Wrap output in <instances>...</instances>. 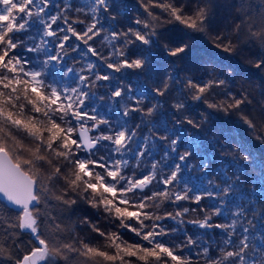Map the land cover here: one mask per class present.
<instances>
[{
  "label": "snow or ice",
  "instance_id": "obj_1",
  "mask_svg": "<svg viewBox=\"0 0 264 264\" xmlns=\"http://www.w3.org/2000/svg\"><path fill=\"white\" fill-rule=\"evenodd\" d=\"M139 3L143 12L117 27L114 0H0V254L11 264H264V203L255 197L264 198V159L221 145L220 159L210 160L184 127L200 129L207 119L190 117L188 100L238 114L253 131L264 128V104L259 118L248 114L250 93L233 92L214 68L207 79L166 75L150 90L126 82L128 70L145 68L152 46L180 59L190 50L164 25L233 53L245 38L264 49V15L249 11L221 31L207 4ZM73 38L86 50L69 44ZM97 40L99 47L90 43ZM254 66L264 68V55ZM173 83L169 126L154 117ZM257 166L259 187L253 180L245 191L248 169ZM194 170L196 184L185 176ZM81 203L96 210L97 222L81 220L94 234L87 239L61 219ZM192 213L198 218L186 219ZM189 224L203 231L189 235Z\"/></svg>",
  "mask_w": 264,
  "mask_h": 264
},
{
  "label": "trees",
  "instance_id": "obj_2",
  "mask_svg": "<svg viewBox=\"0 0 264 264\" xmlns=\"http://www.w3.org/2000/svg\"><path fill=\"white\" fill-rule=\"evenodd\" d=\"M192 1L189 0V3H197V0ZM68 2L69 0H56V3L60 4L61 6ZM70 2L73 3L74 6H79L82 0H70ZM114 2L115 4L120 3V5L123 6L127 5L132 9L131 13L127 11L126 7H124V9H113V14L114 11L118 12L117 21L122 19L125 22V25L131 18L136 17L143 12L139 0H114ZM206 4L209 5L212 10L213 25L218 27L221 31H227L225 29L227 24L226 19L229 17L236 18L235 24H237L240 23L238 17L249 11H251L253 16L264 15V0H209L206 2ZM70 16L74 18L75 13H70ZM244 19L246 20L247 17L245 16ZM169 28L173 29L171 33L167 31ZM161 30L165 32L166 36L171 35L177 39L183 38L190 45V50L186 54H183V59H180L177 57L167 56L162 47L152 46L149 51L144 52V57H147L145 68L142 70H128L127 83H133V87L139 85L145 90H150L155 87L163 78H165L166 75H172L182 80L185 77L191 76L192 72L193 75L191 77H203L207 79V72L214 68L215 75L226 79L230 85L234 86L235 79L231 76V74L234 73L238 75V71L236 70L237 68L242 73L245 72L243 75L245 79L258 81V87L253 84L250 87L248 86L245 88L247 89V93H250L249 99L252 100V104L246 107L245 110L251 116L257 118L261 116V104H264V68L257 69L254 64L259 56L264 55V49H261L258 45H251L247 48L246 45L240 44L237 51L233 54L224 53L220 49L213 47L210 39L204 34L191 33L190 30H183L182 26L179 25H164L163 29ZM185 31L189 32V34L192 36L191 39H188V37L184 35ZM246 39L247 38H245L244 43ZM74 43L81 42L76 41L74 38L73 40L69 41V44ZM161 43H167V41L164 40L161 41ZM145 47L147 48V46ZM156 49H159L158 53L155 52ZM81 50H86L82 43ZM73 55L75 56L77 54L74 53ZM92 59L95 60L94 57H92ZM226 62L233 65L229 68V70V66L226 67ZM222 65H224L225 69H221ZM169 70L172 72H169ZM104 71L106 72L108 69L105 68ZM238 76L240 77V75ZM176 87V84L173 83L172 91L175 90ZM229 89H231L233 92L240 91L236 90V88ZM260 89H262L263 92ZM103 91L104 89L101 88V94H103ZM177 95H171L161 99L174 101L177 98ZM187 102L189 104L196 103L192 102L191 100H188ZM170 105L172 104L165 103L163 109L160 112L161 114H159V117L161 116L160 120H167L169 126L172 124L171 121L173 120L172 118L174 115L173 109L170 107ZM198 109L199 111H193L192 115L189 113L188 115L193 119L200 120L201 114H203V116L207 118L203 126L200 129H191L190 126L187 125L184 127L188 128L189 131L195 132L199 137V151L205 157H208L210 160L215 157V159L218 161L220 159L219 154L224 151L221 145H225L246 149L247 152H250L253 155L257 162L264 159V139L257 138L261 135V133H264V131L262 132L257 128L255 131H253L239 119L238 114H226L222 111L207 109L203 104L199 105ZM109 115L113 119L116 118L115 112L110 113ZM257 126H259V123ZM248 170L249 176L245 178V191L251 189L253 180H255L257 188L259 187L260 183L259 177L257 175L260 172L259 167H250ZM189 175L192 177L193 184L200 182L199 173H185V176ZM255 197L257 202L264 203V198L261 197V193L259 191L256 192ZM202 203L206 205L207 202ZM3 206L4 202L0 200V207ZM188 207H196V205L189 204ZM168 210L171 211L172 209L169 208ZM95 212V209H91L88 207V205L81 203L78 206H74L73 209L63 211L61 213V219L63 220L64 225H66L71 232H74L80 238L87 239L94 234L90 233L87 226L81 223V220L85 215H88L89 219H93V214ZM193 218H198V213H192L186 217V219ZM93 222H97V220L93 219ZM98 222L101 225L103 224L102 219ZM165 223L170 222L166 221ZM186 227L189 235H192L197 231H203L190 224L186 225ZM30 235V233H26L20 237V240L27 244L30 239ZM125 238L127 239V237ZM5 239L6 237H0V243H3ZM93 242L102 243L103 241L100 240ZM32 243L35 244L36 241L32 239ZM0 264H11V261L7 259V253L0 254Z\"/></svg>",
  "mask_w": 264,
  "mask_h": 264
},
{
  "label": "rangeland",
  "instance_id": "obj_3",
  "mask_svg": "<svg viewBox=\"0 0 264 264\" xmlns=\"http://www.w3.org/2000/svg\"><path fill=\"white\" fill-rule=\"evenodd\" d=\"M192 1V0H191ZM207 1H209V0H197V2H199V3H201V4H206V2ZM188 2H189V0H188ZM192 2H194V1H192ZM193 5V7H195V4L196 3H192ZM209 6V5H208ZM124 7H126V9H127V11L129 12V13H131L132 12V9L131 8H129V6H127V5H120V3H117L116 4V8H118V9H124ZM53 12H55L56 11V9H53L52 10ZM235 12V11H234ZM114 14L115 15H118V12L117 11H114ZM119 18V17H118ZM226 27H225V29L226 30H228L231 26H234L235 25V23H236V18H231V17H229L228 19H226ZM125 25V22L122 20V19H119V21H118V23H117V27H122V26H124ZM79 28H81V27H78V30H79ZM90 43H95L94 44V46H97V47H99V42H98V40L96 41V42H90ZM240 44H242V45H246L245 43H244V41H241L240 42ZM251 45H254V44H247V48H248V46H251ZM101 50H103V49H101ZM155 52L156 53H158L159 52V49H156L155 50ZM234 53V52H233ZM232 53V54H233ZM251 63V62H250ZM229 66V67H228ZM233 65H231V64H228V62H226V67H228V70H229V68L230 67H232ZM245 67V66H244ZM221 69H225L224 68V65H222V68ZM236 70L238 71V75H240V77L237 75V74H231V76L235 79V85L234 86H232V85H230L229 83H228V87L229 88H236V90H240V91H245V92H247V89H245L246 87H250L251 85H255L256 87H258L257 85H258V81L257 80H247V79H245L244 78V73H242L240 70H238L237 68H236ZM107 72V71H106ZM169 72H172V71H170L169 70ZM193 75V73L191 72V76ZM244 80H243V79ZM157 81V80H156ZM153 82H154V80H153ZM177 88V87H176ZM258 89V88H257ZM257 89H255V90H257ZM262 92H263V90L262 89H260ZM172 95H177V91H176V89L175 90H173L172 91ZM174 101H167V103L168 104H172ZM193 105V109L192 110H190L188 113L190 114V115H192L193 114V111L194 112H196V111H199V109H196L195 108V104H192ZM170 107H171V105H170ZM172 108V107H171ZM167 111V110H166ZM159 114H161V113H158L155 117H154V119L156 120V121H162V120H160V117H159ZM164 117V116H163ZM172 118V117H171ZM173 119V118H172ZM173 121V120H172ZM171 121V122H172ZM257 129H260V131H264V129H262L261 127H259V126H257ZM249 171V170H248ZM193 173H196V174H198V172H196L195 170L193 171ZM194 180V179H193ZM195 182V181H194ZM248 186H250V185H248ZM185 206H189V204H185Z\"/></svg>",
  "mask_w": 264,
  "mask_h": 264
},
{
  "label": "water",
  "instance_id": "obj_4",
  "mask_svg": "<svg viewBox=\"0 0 264 264\" xmlns=\"http://www.w3.org/2000/svg\"><path fill=\"white\" fill-rule=\"evenodd\" d=\"M0 200L4 202L3 197H0ZM5 203V202H4Z\"/></svg>",
  "mask_w": 264,
  "mask_h": 264
}]
</instances>
